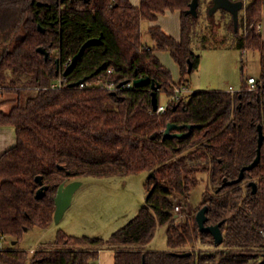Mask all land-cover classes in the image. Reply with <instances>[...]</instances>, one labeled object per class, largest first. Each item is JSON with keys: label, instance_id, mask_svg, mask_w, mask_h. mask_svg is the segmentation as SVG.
Here are the masks:
<instances>
[{"label": "trees", "instance_id": "trees-1", "mask_svg": "<svg viewBox=\"0 0 264 264\" xmlns=\"http://www.w3.org/2000/svg\"><path fill=\"white\" fill-rule=\"evenodd\" d=\"M191 2L141 0L135 6L130 0H0V91L17 96L9 111L0 102V125L15 126L17 134L16 144L0 155V235L19 242L32 227L51 225L63 182L87 175L149 173L145 205L109 238L59 232L52 245L33 252L0 248V264H98L104 249L114 250V264L261 262L264 141L259 164L246 170L240 182H225L256 158L259 125L264 130V35L259 28L264 0L247 1L238 29L233 17L227 23L238 48L260 53L256 87L250 89L246 80L239 91L189 93V63L193 70L201 61L192 39L203 0L197 17L187 12ZM177 10L181 38L151 25L154 45L145 44L142 22ZM93 38L97 40L65 75L64 63ZM39 47L46 48L48 57ZM159 51H168L178 63L179 82H174ZM146 76L160 85L159 106L164 104L160 93H168L164 112L153 109L151 82L119 86ZM59 77L63 86L49 88ZM100 78L113 87L97 84ZM83 82L88 84L81 87ZM177 87L179 99L170 100ZM170 122L184 125L173 133L186 135L165 136ZM202 174L209 186L202 202L189 212L187 200ZM251 181L257 182L256 192ZM41 185L48 189L37 198ZM205 205L206 224L221 226L220 245L211 233L200 230L196 214ZM159 226L167 227L168 249L151 250L148 245ZM187 251L191 253L180 254Z\"/></svg>", "mask_w": 264, "mask_h": 264}, {"label": "rangeland", "instance_id": "rangeland-1", "mask_svg": "<svg viewBox=\"0 0 264 264\" xmlns=\"http://www.w3.org/2000/svg\"><path fill=\"white\" fill-rule=\"evenodd\" d=\"M248 0H245V7ZM212 0H203L199 25L193 32L192 47L201 56L200 64L186 76L188 92L199 90L239 91L249 76L261 75L260 53L256 50H242L234 43V34L227 29L231 13L223 9L210 12ZM208 10V11H207ZM245 10V9H244ZM243 10V12H244ZM151 21L142 22L144 42L154 45L149 35ZM264 35V19L262 22ZM164 64L171 70L174 82L181 79V69L168 51H164ZM16 94L0 91L1 108L9 111L15 104ZM161 103H168L166 91L160 93ZM0 147L6 149L16 143V133L1 137ZM149 173L128 175L94 176L79 179L82 183L75 191L72 203L60 221L47 228L34 226L27 230L17 242L11 236L0 235V247L34 250L52 245L59 234L65 232L72 236H92L109 238L115 231L128 223L145 205L147 197L146 180ZM207 175L202 174L199 185L194 188L186 203V210L194 209L204 199L209 184ZM181 204H185L184 202ZM156 250L168 249L167 227L159 226L153 241L148 245ZM36 248V249H34ZM32 249H34L32 251ZM207 250L208 247H204ZM98 264H114V250L100 252Z\"/></svg>", "mask_w": 264, "mask_h": 264}, {"label": "water", "instance_id": "water-1", "mask_svg": "<svg viewBox=\"0 0 264 264\" xmlns=\"http://www.w3.org/2000/svg\"><path fill=\"white\" fill-rule=\"evenodd\" d=\"M200 5V0H192V2L190 3V8L188 9V13L194 15L195 17L199 16V8ZM211 10L210 12L214 14L215 11H217L218 9H223L228 11L229 13H231L236 29H238V23H239V18H240V12L243 8H245V0H212V4H211ZM97 39L93 38L88 40L81 48V50L72 58L70 64L68 65V67L66 68L64 74L67 75L72 69L73 67L77 64L78 59L81 57L83 51L85 50V48L95 42ZM38 51L44 53L46 55V57H48L49 52L46 50V48L44 47H39ZM193 68V64L190 61L189 63V72H191ZM151 82V86H152V104H153V109L157 110L159 107L158 104V97H157V93L156 90L160 88L159 83H156L155 81H152L151 78L149 76L146 77H142V78H138L136 80L133 81L134 86H143L147 83ZM127 81H123L119 84V86H123L125 84H127ZM79 82H74L73 85H78ZM184 125H177L175 123H169L167 125V128L165 129V136L168 135H176V136H184L186 135V133H173L172 130L174 128H181ZM189 127H191V125H189ZM263 141H264V130H263V126L259 125V142H258V153L256 158L248 165L244 166L241 169V172L239 174V176L233 180H229L227 182H225V184H234L237 182H240L245 175L246 170H251L253 169L255 166H257L261 160V148L263 145ZM37 181L42 184L43 183V179L42 176H37ZM81 181L79 179L77 180H73L70 181L68 183H61L58 190H57V194L55 196V203H56V209H55V214H54V220L55 221H60L61 218L63 217L65 211L69 208V206L72 203V199H73V195L75 193V191L79 188V186L81 185ZM250 184L253 186V192L257 191V182L255 181H251ZM48 189L47 185H41V187L37 190L36 193V197L37 198H42L46 191ZM207 210H208V206L205 205L203 206L197 213V221L200 227L201 231H207L209 233H211L215 239V244L216 245H220L223 242V232L221 229L220 224H215V225H208L206 224L207 222ZM191 252L187 251V252H183L180 253L181 255H189ZM264 262V259L259 263L262 264Z\"/></svg>", "mask_w": 264, "mask_h": 264}, {"label": "crops", "instance_id": "crops-1", "mask_svg": "<svg viewBox=\"0 0 264 264\" xmlns=\"http://www.w3.org/2000/svg\"><path fill=\"white\" fill-rule=\"evenodd\" d=\"M130 1L135 6H138L140 4V2H141V0H130ZM151 25H160L168 33L173 35L175 38H177V39L181 38V13L178 10L177 11H167L166 13L161 14L156 21H151ZM150 46H152V45H150ZM158 55H159L162 63L164 64V60H165L164 57L166 56V54H164V51H159ZM164 65H166V64H164ZM13 132L16 133V127L15 126H12V125H0V135H1V137L8 136L9 134H12ZM16 137H17V134H16ZM1 141H3V139L0 140V145L2 143ZM16 142H17V139H16ZM14 145H10L6 149H3V148L0 147V155L5 150H7L8 148H10V147H12ZM0 248H7V247H0ZM148 248L151 249V250H154L151 247H148ZM34 249H36V248H34ZM34 249H32V251Z\"/></svg>", "mask_w": 264, "mask_h": 264}, {"label": "built area", "instance_id": "built-area-1", "mask_svg": "<svg viewBox=\"0 0 264 264\" xmlns=\"http://www.w3.org/2000/svg\"><path fill=\"white\" fill-rule=\"evenodd\" d=\"M261 27H262V25L259 24V28H261ZM71 60H72V59H70L68 62H65V63H64V66H68V65H69V62H71ZM111 71H112V70H110V72H111ZM256 81H257V80H256V77H254V76H249V77L247 78V83L249 84L250 89H254V88L256 87ZM86 84H88V83H84V82H83V83L80 84V86H81V87H84ZM97 84H100V85H104V84H106V86H108V87H110V88L113 87V84L110 83L107 79H104V78H100V79L97 81ZM133 85H134L133 82H129V83L125 84L124 86L132 87ZM62 86H63V80H62L61 77H59L58 80H56L55 82H53L49 88H60V87H62ZM0 89H1V87H0ZM231 90L234 91L233 88H231ZM176 92H177V95L172 96V97L170 98V100H177V99H179V95H178V93L181 92V89L177 87V88H176ZM166 107H167V104H163V105L159 106L158 109H157V112H164V111L166 110ZM181 209H182V206H181V205H177V206H176V210H177L178 212H181ZM178 215H179V214H178Z\"/></svg>", "mask_w": 264, "mask_h": 264}, {"label": "flooded vegetation", "instance_id": "flooded-vegetation-1", "mask_svg": "<svg viewBox=\"0 0 264 264\" xmlns=\"http://www.w3.org/2000/svg\"><path fill=\"white\" fill-rule=\"evenodd\" d=\"M200 210V209H199ZM198 210V211H199ZM198 213V212H197ZM196 216H197V214H196ZM192 247L194 246L193 244L191 245ZM264 259V253H263V255H262V257H261V261ZM264 263V262H263Z\"/></svg>", "mask_w": 264, "mask_h": 264}]
</instances>
